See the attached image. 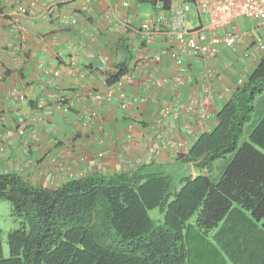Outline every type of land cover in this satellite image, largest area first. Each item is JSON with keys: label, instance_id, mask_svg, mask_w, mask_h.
I'll return each instance as SVG.
<instances>
[{"label": "crops", "instance_id": "obj_1", "mask_svg": "<svg viewBox=\"0 0 264 264\" xmlns=\"http://www.w3.org/2000/svg\"><path fill=\"white\" fill-rule=\"evenodd\" d=\"M50 1L53 13L46 9ZM169 2L164 7L160 0H0V174L55 187L95 171L181 162L177 156L215 126L216 113L264 56L257 46L264 20L236 17L230 27L247 35L235 48L209 57L184 53L179 65L169 29L172 5L191 4V28L208 25L210 16L194 1ZM158 18L160 32L142 29L143 22ZM118 63L129 66L133 81L96 99L112 87L103 72ZM14 89L27 96L24 136L17 133ZM254 104L245 139L264 116V91ZM150 146L158 153L150 154ZM231 158L216 160L212 175H220ZM247 248L257 260V249Z\"/></svg>", "mask_w": 264, "mask_h": 264}, {"label": "trees", "instance_id": "obj_2", "mask_svg": "<svg viewBox=\"0 0 264 264\" xmlns=\"http://www.w3.org/2000/svg\"><path fill=\"white\" fill-rule=\"evenodd\" d=\"M129 70L118 63L103 74L114 85ZM263 91L264 56L216 113L215 126L177 156L182 169L95 171L55 187L0 174V200L19 222L8 233L7 257L0 239V264H192V234L202 238L235 204L264 226V116L244 138ZM228 155L223 172L212 175ZM154 208L158 223L149 214Z\"/></svg>", "mask_w": 264, "mask_h": 264}, {"label": "built area", "instance_id": "obj_3", "mask_svg": "<svg viewBox=\"0 0 264 264\" xmlns=\"http://www.w3.org/2000/svg\"><path fill=\"white\" fill-rule=\"evenodd\" d=\"M197 9L201 12L209 13V24L191 28L188 26V13L191 10L190 3H184L176 6L172 5L173 16L169 23L176 48L175 61L177 64L184 63V53L192 52L195 55H216L221 51V48H235L237 43L243 40L247 32L232 29L230 26L233 20L238 16H245L252 19L264 20V0H193ZM128 5V2H124ZM48 13H53L56 6L53 2H48L46 6ZM77 19L73 18L72 22ZM161 19L147 20L142 23V29L145 31L160 32ZM227 28V29H225ZM224 30V31H223ZM257 46L264 49V37L257 38ZM94 54L91 53L90 57ZM49 70H47V73ZM54 75H59V70L53 71ZM125 81L132 82L133 75L125 73L119 81L112 85L107 93L98 92L95 97L102 100L106 95H111L115 91L116 86L122 85ZM16 98V124L17 133L19 136H24L28 129L27 120L23 112V106L26 103L25 92H20L16 89L12 92ZM205 116H211L210 114ZM213 116V114H212ZM31 135L38 139L39 132L35 129L30 130ZM175 144V143H174ZM173 146V143L171 144ZM150 154L158 153V149L154 146L148 148ZM140 162V160H139Z\"/></svg>", "mask_w": 264, "mask_h": 264}, {"label": "rangeland", "instance_id": "obj_4", "mask_svg": "<svg viewBox=\"0 0 264 264\" xmlns=\"http://www.w3.org/2000/svg\"><path fill=\"white\" fill-rule=\"evenodd\" d=\"M182 167L183 164L178 161L167 168ZM149 214L156 223L162 217L159 208L149 210ZM234 220L237 222L232 233L236 238L230 245L229 232ZM18 227L19 222L12 215L11 205L8 201L0 200V239L6 257L9 256L8 233ZM201 236L192 234V264H264L263 221L254 218L250 211L238 204L217 226ZM247 245L257 249V260L252 259L253 255L249 253Z\"/></svg>", "mask_w": 264, "mask_h": 264}]
</instances>
